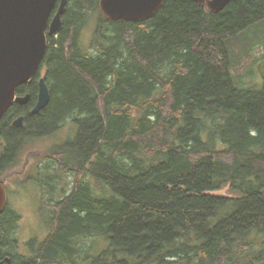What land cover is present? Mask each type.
Wrapping results in <instances>:
<instances>
[{
    "label": "trees",
    "instance_id": "trees-1",
    "mask_svg": "<svg viewBox=\"0 0 264 264\" xmlns=\"http://www.w3.org/2000/svg\"><path fill=\"white\" fill-rule=\"evenodd\" d=\"M99 3L68 0L62 30L48 37L47 107L26 114L39 72L18 89L30 101L0 121V169L26 142L70 120L78 127L46 154L76 180L69 196L44 203L48 236L30 243L32 257L15 254L20 216L8 204L1 264H264V82L238 81L251 52L238 39L264 23V0L233 1L220 13L165 0L140 23L108 21ZM18 113L22 129L10 127ZM41 174L43 187L53 183ZM97 240L108 246L92 256L87 242Z\"/></svg>",
    "mask_w": 264,
    "mask_h": 264
},
{
    "label": "water",
    "instance_id": "water-1",
    "mask_svg": "<svg viewBox=\"0 0 264 264\" xmlns=\"http://www.w3.org/2000/svg\"><path fill=\"white\" fill-rule=\"evenodd\" d=\"M205 3L212 13L222 12L237 0H192ZM165 0H100L102 15L111 22L140 23L152 19ZM68 0H0V121L15 103L27 104L30 95L17 97V90L30 83L40 72L49 45L48 37L63 28ZM50 90L44 77L38 86V101L33 114L50 102ZM23 128L24 117L14 121ZM8 206V194L0 181V215ZM6 261L9 263L10 259ZM1 264V261H0Z\"/></svg>",
    "mask_w": 264,
    "mask_h": 264
},
{
    "label": "rangeland",
    "instance_id": "rangeland-1",
    "mask_svg": "<svg viewBox=\"0 0 264 264\" xmlns=\"http://www.w3.org/2000/svg\"><path fill=\"white\" fill-rule=\"evenodd\" d=\"M94 28L95 20H92L82 38L83 45L86 47L91 42ZM245 34L238 40L243 39L244 45H250L251 52L244 55L243 63L238 69V81L242 83L241 86L244 89H247L261 86L264 82V23L253 27ZM233 49L237 50L236 46ZM44 75L45 71L42 70L41 76ZM77 131L78 127L70 120L57 134L26 142L17 152L13 162L6 168L0 169V180L6 187L8 204L20 216L13 238L15 254L33 256L30 243L33 240L43 241L49 234L45 225L48 220V210L44 207V203H57L73 191L76 184L75 178L56 170V165L46 159V154L56 146L73 140ZM43 171L49 173L47 177L51 175L54 178L53 183L50 181L52 184L44 187L40 183ZM216 194L228 195L229 190L224 189ZM87 244L93 248L89 250L92 256L99 255L108 246L103 240L89 241Z\"/></svg>",
    "mask_w": 264,
    "mask_h": 264
},
{
    "label": "flooded vegetation",
    "instance_id": "flooded-vegetation-1",
    "mask_svg": "<svg viewBox=\"0 0 264 264\" xmlns=\"http://www.w3.org/2000/svg\"><path fill=\"white\" fill-rule=\"evenodd\" d=\"M41 73V72H40ZM42 77H44V76H41L40 75V78H42ZM40 78H39V80H40ZM38 86H39V82H38ZM19 89V88H18ZM26 95H29V94H25V95H22L21 93H20V91H18L17 90V97H23V96H26ZM37 101H38V96H37ZM37 101H36V103L32 106V107H30V108H28L27 109V111H26V114H33V109L36 107V105H37ZM24 105H26V104H18V103H15L13 106H19V107H23ZM26 115H23V113H18V115H16V117H14L13 118V120H12V123H11V125H10V127H12V128H15L14 126H13V123H14V121H16L18 118H20V117H24V126H25V119H26V117H25ZM1 123V122H0ZM23 126V127H24ZM16 129V128H15ZM18 129V128H17ZM22 129V128H21ZM0 130H1V124H0ZM3 139V141L1 142V144H0V160L2 159V156H3V154H4V152H5V150L7 149V143H6V141H5V139L4 138H2ZM1 181V180H0ZM65 192V191H64ZM66 197V196H65Z\"/></svg>",
    "mask_w": 264,
    "mask_h": 264
}]
</instances>
